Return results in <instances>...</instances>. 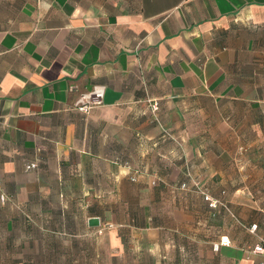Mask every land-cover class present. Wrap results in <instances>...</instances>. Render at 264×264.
Returning <instances> with one entry per match:
<instances>
[{
    "label": "crops",
    "instance_id": "obj_1",
    "mask_svg": "<svg viewBox=\"0 0 264 264\" xmlns=\"http://www.w3.org/2000/svg\"><path fill=\"white\" fill-rule=\"evenodd\" d=\"M1 195L0 264L264 262V0H0Z\"/></svg>",
    "mask_w": 264,
    "mask_h": 264
},
{
    "label": "built area",
    "instance_id": "obj_2",
    "mask_svg": "<svg viewBox=\"0 0 264 264\" xmlns=\"http://www.w3.org/2000/svg\"><path fill=\"white\" fill-rule=\"evenodd\" d=\"M101 96H102V90L98 88L97 86H95L91 92L82 95V100L83 98H86V101H82L79 107L84 111H88L94 103H97L100 101ZM153 107L156 108V105L154 104ZM36 167H37V163L34 161L28 162L24 166L25 170H32V169H35ZM187 176L191 178L189 173L187 174ZM187 187L188 186L185 182H182L179 185V188L183 190L187 189ZM192 188L195 192H198L203 197V199L207 202V205L209 208L216 209L218 206H223L225 209H228L225 202L210 196L202 188V186L196 179H193ZM0 199L4 200L5 197L1 195ZM254 227L255 226H251V230H253ZM222 244H228V239L226 236L221 237L220 241L214 244V248H218V246ZM250 252L257 253V254H264V235L259 238L258 242L250 249ZM261 264H264V262H261Z\"/></svg>",
    "mask_w": 264,
    "mask_h": 264
},
{
    "label": "water",
    "instance_id": "obj_3",
    "mask_svg": "<svg viewBox=\"0 0 264 264\" xmlns=\"http://www.w3.org/2000/svg\"><path fill=\"white\" fill-rule=\"evenodd\" d=\"M88 223L90 224V225H97L98 224V218H90L89 220H88Z\"/></svg>",
    "mask_w": 264,
    "mask_h": 264
}]
</instances>
